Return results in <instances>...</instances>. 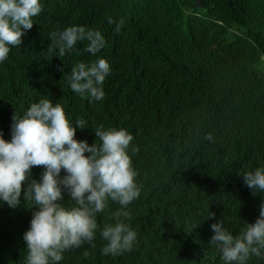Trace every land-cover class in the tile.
Wrapping results in <instances>:
<instances>
[{"label": "trees", "instance_id": "16d2710c", "mask_svg": "<svg viewBox=\"0 0 264 264\" xmlns=\"http://www.w3.org/2000/svg\"><path fill=\"white\" fill-rule=\"evenodd\" d=\"M40 2L22 45L10 46L0 63V133L10 141L15 114L22 118L41 99L60 104L73 127L84 121L76 139L90 145L102 144L95 133L101 126L126 129L141 189L123 208L130 219H122L137 234L131 251L102 254L107 241L100 233L122 210L109 197L96 213L92 243L65 250L55 264H225L210 243L212 224L222 221L239 235L264 203V192L254 195L244 180L264 167V0ZM69 26L100 31L106 46L92 54L87 40L78 41L60 58L58 48L49 50L50 36ZM99 59L110 65L104 98L74 92L71 70ZM44 171L33 167L31 178L40 181ZM57 202L77 206L66 190ZM32 207L23 193L15 208L0 200V264H26ZM245 264H264V255Z\"/></svg>", "mask_w": 264, "mask_h": 264}, {"label": "clouds", "instance_id": "9594fccd", "mask_svg": "<svg viewBox=\"0 0 264 264\" xmlns=\"http://www.w3.org/2000/svg\"><path fill=\"white\" fill-rule=\"evenodd\" d=\"M42 10L40 0H0V63L8 58L10 46L22 45L25 31L34 25L33 17ZM108 22L111 24L113 20L109 18ZM123 25L120 20L115 31L119 33ZM50 38L49 50L58 48L60 58L74 51L78 41L87 40L85 51L92 54L107 43L100 31H86L83 26H69L52 33ZM109 73L106 59L91 66L78 63L71 70L70 87L81 96L87 94L94 100H102L105 95L102 84ZM77 128H85L84 121L78 120L73 127L60 104L41 99L22 118L15 114L10 141L0 133V200L15 208L21 204L23 193L24 200L32 201V208L36 209L24 234L26 264H55L63 259L65 250L91 244L98 227L96 213L105 210L109 197L119 202L122 210L112 214L116 222L100 233L107 241L102 254L117 256L131 251L137 239L136 232L122 219H130V213L123 208L139 198L141 191L127 151L132 134L126 129L104 130L101 126L95 133L102 144L90 145L86 140L76 139ZM206 138L213 139L211 134ZM33 167L45 169L40 181L31 178ZM62 170L66 172L63 177ZM244 180L254 195L264 192V167L244 173ZM65 190L76 207L66 208L57 202L63 199ZM214 216L210 212L208 218ZM211 227L215 234L210 243L220 247L225 264H245L251 256L264 255V203L256 222L248 223L239 235L227 231L222 221Z\"/></svg>", "mask_w": 264, "mask_h": 264}, {"label": "water", "instance_id": "95a60500", "mask_svg": "<svg viewBox=\"0 0 264 264\" xmlns=\"http://www.w3.org/2000/svg\"><path fill=\"white\" fill-rule=\"evenodd\" d=\"M195 5H202L203 0H194Z\"/></svg>", "mask_w": 264, "mask_h": 264}]
</instances>
